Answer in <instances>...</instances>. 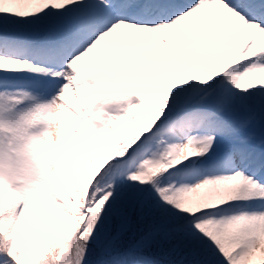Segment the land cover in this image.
Segmentation results:
<instances>
[{"label":"snow or ice","instance_id":"6c2138e0","mask_svg":"<svg viewBox=\"0 0 264 264\" xmlns=\"http://www.w3.org/2000/svg\"><path fill=\"white\" fill-rule=\"evenodd\" d=\"M0 264H264V0H0Z\"/></svg>","mask_w":264,"mask_h":264}]
</instances>
